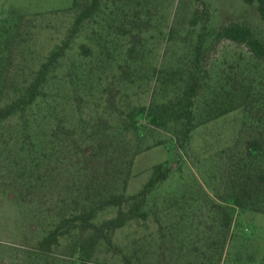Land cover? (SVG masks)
Listing matches in <instances>:
<instances>
[{
    "label": "rangeland",
    "instance_id": "374dc122",
    "mask_svg": "<svg viewBox=\"0 0 264 264\" xmlns=\"http://www.w3.org/2000/svg\"><path fill=\"white\" fill-rule=\"evenodd\" d=\"M76 1L72 6V0H0V85L10 95L24 89L56 53L41 95L23 113L0 123V264H264V211L253 210L248 199L237 207L230 198L237 179L247 176L245 147L257 135L260 119L258 110L248 112L241 105L245 93L235 91L248 89L250 102L264 96V67L242 46L215 38L222 26L246 22L264 40L256 4L99 0L77 24L90 0ZM196 80L191 99L198 121L208 109L238 106L209 115L182 148L171 129L144 132L142 141L151 146L136 156L125 193L138 192L157 163L165 162L168 174L148 193L146 218L114 232L119 249L102 245L81 261L75 253L79 235L73 231L60 236L51 253H38L37 239L68 213L64 204L78 185L79 167L89 169L103 160L89 157V145H82V123L120 124L141 106L186 93ZM135 120L146 124L140 114ZM159 139L164 143L154 145ZM77 145L84 146V155L76 154ZM31 150L40 157L39 172L26 166ZM257 203L263 207L264 197ZM115 213L103 209L95 221Z\"/></svg>",
    "mask_w": 264,
    "mask_h": 264
},
{
    "label": "trees",
    "instance_id": "16d2710c",
    "mask_svg": "<svg viewBox=\"0 0 264 264\" xmlns=\"http://www.w3.org/2000/svg\"><path fill=\"white\" fill-rule=\"evenodd\" d=\"M98 1L90 0L89 4L79 12L75 22L78 24L90 16L96 9ZM251 1L256 4L260 19L264 20V0ZM76 4L77 1L72 0V6ZM204 14H206L205 10ZM197 18L195 14L191 22L195 23ZM215 38L225 39L242 46L256 64L264 67V40L248 23L230 22L217 31ZM81 52L87 54L88 47L82 44ZM55 55L56 53L49 55L47 60L40 65L34 79L24 89L17 91L15 96L10 95V91L4 85H0V123L18 112L23 113L37 100V97L41 95L39 87L45 82L46 73ZM197 86L196 80L189 84L186 93L176 94L173 98L161 103L141 106L137 112H130L120 124L102 127L98 124L82 123L80 127L82 145H89V157L96 159L100 155L103 156V160L99 165L91 166L89 169L83 165L79 167L76 179L78 185L72 186L68 194L70 202L64 204L67 206L65 212L68 213L64 214L61 223H57L37 239L35 250L38 253H51L59 245L60 236L73 231H77L79 235L75 253L81 261L89 260L97 247L102 245L112 251L119 249L112 240L114 232L133 219L146 218L147 211L144 209L146 197L168 174L166 163H157L152 167L149 178L138 192L130 195L125 193L136 156L151 146L142 141L144 132L150 127L171 129L176 144L182 148L188 143L193 128L209 120L210 116H219L238 106L229 103L230 107L217 106L213 110L208 109L206 113H201V116L205 117L198 121L195 115V101L191 99ZM242 89L239 87L235 91L236 94L245 93V103L241 105L248 112L253 109L258 110L260 119L255 122L257 135L252 137L245 147V156L250 160L245 167L247 176L237 179V190L230 198L237 207L246 206L245 199H248V202L251 201L250 206L253 210L264 211V203L263 207L257 205L259 204L257 199L264 197V96L250 102V91ZM136 114L144 116L146 124L137 123ZM163 143L164 141L159 139L154 145ZM83 147L77 145L76 154L79 152L84 155ZM28 154L26 166L38 172L41 171L38 153L31 150ZM44 158L50 160L49 156L44 155ZM39 174V177L43 176V172ZM106 208L115 209V215L96 222L97 213ZM123 259L127 263L131 262V257L124 256Z\"/></svg>",
    "mask_w": 264,
    "mask_h": 264
}]
</instances>
